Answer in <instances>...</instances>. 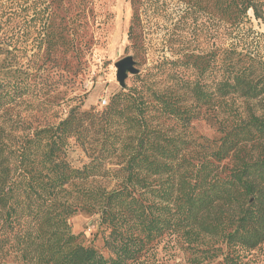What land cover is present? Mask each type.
<instances>
[{"label": "trees", "instance_id": "obj_1", "mask_svg": "<svg viewBox=\"0 0 264 264\" xmlns=\"http://www.w3.org/2000/svg\"><path fill=\"white\" fill-rule=\"evenodd\" d=\"M181 1L187 12L214 16L228 36L250 13L264 24V0ZM12 3V14L25 17L28 0ZM131 5L134 40L143 0ZM40 14L48 51L74 46L46 8ZM10 28L0 34V264H138L167 231L185 236L196 261L222 256L220 264H237L240 250L264 243L259 52L233 42L186 52L154 74H138L140 84L122 87L102 109L75 105L56 124L13 128L9 109L37 88L40 67L18 50L26 31ZM164 74L166 82L153 83ZM201 118L217 137L192 135ZM71 140L87 153L82 166L69 158ZM97 177L118 181L111 189L81 186ZM78 212H100L111 256L72 231Z\"/></svg>", "mask_w": 264, "mask_h": 264}, {"label": "rangeland", "instance_id": "obj_2", "mask_svg": "<svg viewBox=\"0 0 264 264\" xmlns=\"http://www.w3.org/2000/svg\"><path fill=\"white\" fill-rule=\"evenodd\" d=\"M12 2L0 0V9L5 11L0 16V34L9 31L13 24L22 26L27 37V43L18 46L22 60L40 67L37 88L9 109L12 120L9 124H13L9 126L13 128L56 124L75 105L102 109V100L106 98L108 104L110 97L122 88L116 79L115 62L127 55H133L137 61L141 77L154 74L158 66L168 67L169 60L186 52L215 51L224 42L252 48L264 57V24L254 19L252 13L228 36L214 16L208 12H187L181 0H143L136 39L130 40L131 0H28L30 8L22 18L12 14ZM45 8L48 20H54L55 27L63 29L74 46L70 43L48 51L47 44L40 43L47 18L40 12ZM138 74H129L127 87L141 83ZM148 79L154 80L151 76ZM166 79V74L157 75L153 83ZM171 123L167 121L166 125ZM191 131L197 138L218 136L217 130L203 118L192 123ZM69 158L76 166L88 161L86 151L74 140L69 146ZM117 181L97 177L81 186L101 185L111 189ZM69 223L84 245L96 247L107 257L112 255L105 245L110 229L101 222L100 212H78L70 217ZM239 254L237 264H264V243L251 251L240 250ZM195 258L185 236L167 231L138 264H220L223 260L222 256L200 257L198 261Z\"/></svg>", "mask_w": 264, "mask_h": 264}, {"label": "water", "instance_id": "obj_3", "mask_svg": "<svg viewBox=\"0 0 264 264\" xmlns=\"http://www.w3.org/2000/svg\"><path fill=\"white\" fill-rule=\"evenodd\" d=\"M136 60L133 55H127L115 62L116 79L121 87L126 86V80L129 74H138L139 68L136 66Z\"/></svg>", "mask_w": 264, "mask_h": 264}, {"label": "built area", "instance_id": "obj_4", "mask_svg": "<svg viewBox=\"0 0 264 264\" xmlns=\"http://www.w3.org/2000/svg\"><path fill=\"white\" fill-rule=\"evenodd\" d=\"M106 103H107V100H106V98H104V99L102 100V104L105 105Z\"/></svg>", "mask_w": 264, "mask_h": 264}]
</instances>
